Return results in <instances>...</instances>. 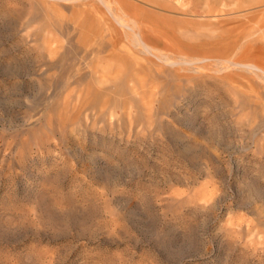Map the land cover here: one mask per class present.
I'll list each match as a JSON object with an SVG mask.
<instances>
[{
    "label": "rangeland",
    "instance_id": "374dc122",
    "mask_svg": "<svg viewBox=\"0 0 264 264\" xmlns=\"http://www.w3.org/2000/svg\"><path fill=\"white\" fill-rule=\"evenodd\" d=\"M107 1L0 0V264H264V0Z\"/></svg>",
    "mask_w": 264,
    "mask_h": 264
},
{
    "label": "bare ground",
    "instance_id": "6f19581e",
    "mask_svg": "<svg viewBox=\"0 0 264 264\" xmlns=\"http://www.w3.org/2000/svg\"><path fill=\"white\" fill-rule=\"evenodd\" d=\"M65 1H72V0H65ZM97 2H98V0H97ZM99 2L101 3V4H103V7H106L107 8V11H108V13H109V15H110V17H111V19H112V21H115V23H117L119 26H121V27H124L125 29H128V30H130L131 32L132 31H134V27H131L130 26V22L128 23V21L125 19V13L122 11V10H120L121 11V13H119V14H117L116 13V11L112 8V7H110V4L111 3H108L109 1H105V0H99ZM74 5V4H73ZM105 8V9H106ZM133 23V22H132ZM106 24L107 25H109L110 26V22L107 20L106 21ZM133 25H135L134 23H133ZM137 28H139V27H136V29ZM138 30V29H137ZM134 38L135 39H137L136 41H138L137 43H136V45L138 44V43H140L141 45H142V47H143V49H145L147 52H148V54L149 53H151V51H152V48L150 47V46H148L144 41H143V39L141 38V36L138 34V33H134ZM134 39V40H135ZM153 52V51H152ZM146 53V52H145ZM162 55V54H161ZM195 60V59H194ZM199 61H200V59H199ZM198 60H197V62H199ZM189 63H191V62H189ZM193 63V62H192ZM223 63V62H222ZM249 68H251L250 66H249Z\"/></svg>",
    "mask_w": 264,
    "mask_h": 264
}]
</instances>
